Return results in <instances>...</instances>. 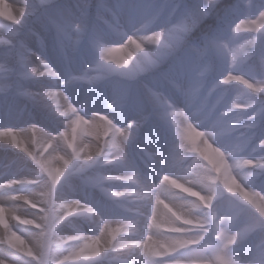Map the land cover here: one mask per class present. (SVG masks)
I'll return each mask as SVG.
<instances>
[{"label":"snow or ice","instance_id":"snow-or-ice-1","mask_svg":"<svg viewBox=\"0 0 264 264\" xmlns=\"http://www.w3.org/2000/svg\"><path fill=\"white\" fill-rule=\"evenodd\" d=\"M0 247L264 264V0H0Z\"/></svg>","mask_w":264,"mask_h":264},{"label":"rangeland","instance_id":"rangeland-1","mask_svg":"<svg viewBox=\"0 0 264 264\" xmlns=\"http://www.w3.org/2000/svg\"><path fill=\"white\" fill-rule=\"evenodd\" d=\"M10 0H7V2H9ZM10 3V2H9ZM21 3H23V0L21 1ZM119 55V54H117ZM24 227L25 226H21V230L23 231L24 230ZM7 255H10V251L3 248V247H0V257H3V256H7ZM10 264V262H9Z\"/></svg>","mask_w":264,"mask_h":264},{"label":"bare ground","instance_id":"bare-ground-1","mask_svg":"<svg viewBox=\"0 0 264 264\" xmlns=\"http://www.w3.org/2000/svg\"><path fill=\"white\" fill-rule=\"evenodd\" d=\"M21 1H22V0H20V2H21ZM9 2H10V3H13V2H14V0H10Z\"/></svg>","mask_w":264,"mask_h":264}]
</instances>
